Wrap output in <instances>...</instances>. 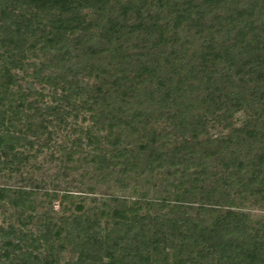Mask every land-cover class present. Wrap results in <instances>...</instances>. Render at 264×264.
<instances>
[{"label": "trees", "instance_id": "1", "mask_svg": "<svg viewBox=\"0 0 264 264\" xmlns=\"http://www.w3.org/2000/svg\"><path fill=\"white\" fill-rule=\"evenodd\" d=\"M46 151L161 195L1 187L0 264H264V0H0V174Z\"/></svg>", "mask_w": 264, "mask_h": 264}, {"label": "rangeland", "instance_id": "2", "mask_svg": "<svg viewBox=\"0 0 264 264\" xmlns=\"http://www.w3.org/2000/svg\"><path fill=\"white\" fill-rule=\"evenodd\" d=\"M49 36H54L56 32L47 28ZM28 57L31 61L39 63L44 61L45 57L39 50L29 52ZM92 82V81H91ZM246 118V113L241 112L236 116V120L232 126H239ZM162 126H160L161 128ZM209 133L212 136L226 134L227 131L217 125H211ZM53 151H46L39 155L36 159H30L22 169L21 175H10L7 171L0 174V188L21 187L28 186L27 188L39 187L36 195V203L47 200L41 194L52 189L70 190L74 195H77L78 200L82 198H97L103 199L105 195H118L126 197L127 199L134 200L136 198H143L151 200L161 195L159 192L160 176L154 174L153 177L145 182L146 179L134 178L129 184V188L125 191L120 190L115 184H103L97 181V174L92 167H83L73 171H65L62 166L55 161L51 155ZM55 156V155H53ZM64 174V176H63ZM80 195V196H78ZM56 213H60L57 209V202L53 203ZM48 205V204H47ZM86 207L92 208L93 204L86 201ZM43 207L37 208L36 215L42 214L46 211ZM240 210L249 215V225L256 227L257 224L264 225V200L259 204H253L251 201H246L241 206ZM17 211H15L8 203L7 200L0 201V227H7L9 224H16ZM28 229L32 232L37 231V226L31 224ZM56 252L62 262L70 261L76 258L72 252L71 247L61 244L56 245Z\"/></svg>", "mask_w": 264, "mask_h": 264}]
</instances>
